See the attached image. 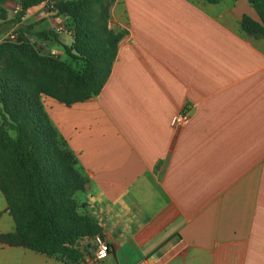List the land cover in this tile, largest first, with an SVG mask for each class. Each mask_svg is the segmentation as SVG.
<instances>
[{"label":"crops","instance_id":"crops-1","mask_svg":"<svg viewBox=\"0 0 264 264\" xmlns=\"http://www.w3.org/2000/svg\"><path fill=\"white\" fill-rule=\"evenodd\" d=\"M244 15L259 20L245 0H115L108 29L125 34L100 92L42 98L87 178L78 211L110 247L94 260L80 242L75 264H264V40ZM0 264L72 263L0 243Z\"/></svg>","mask_w":264,"mask_h":264},{"label":"trees","instance_id":"trees-1","mask_svg":"<svg viewBox=\"0 0 264 264\" xmlns=\"http://www.w3.org/2000/svg\"><path fill=\"white\" fill-rule=\"evenodd\" d=\"M7 1L0 0V22L14 26L15 41L0 42V193L14 231L0 234V243L75 264L82 259L79 243L102 238V230L94 218L78 211L74 196L87 178L42 98L71 105L96 96L125 31L108 29L115 0H12L19 10L11 21L3 7ZM245 1L259 20L244 15L241 28L264 40V0ZM41 5L65 19L68 44L49 28L35 32L23 23ZM32 37L42 43L54 40L66 59L40 52Z\"/></svg>","mask_w":264,"mask_h":264},{"label":"rangeland","instance_id":"rangeland-1","mask_svg":"<svg viewBox=\"0 0 264 264\" xmlns=\"http://www.w3.org/2000/svg\"><path fill=\"white\" fill-rule=\"evenodd\" d=\"M29 11L28 13H30ZM37 12V11H36ZM34 12V13H36ZM48 13H45L44 15H40L39 13H36L31 16H25L23 19V23H26L28 25L33 26V31L38 32L42 27L49 28L50 30H53L57 33L58 38L60 41H62V38L65 37V22L62 17H56L53 12H50L47 9ZM27 13V14H28ZM15 10L13 9V5L10 4L8 9V21H11L14 18ZM109 21V20H108ZM0 42L4 40L9 41H15L14 39H10V34H13L14 26L12 25H4L0 22ZM111 31L116 32V29L110 28ZM67 38V37H65ZM68 39V38H67ZM30 42L35 45V48L39 50L40 52H44L45 54H48L50 56L60 58L61 60H65V56L62 54V52H56L55 49L61 50L60 47L57 48V43L54 40H51L49 43H42L39 40H36L35 37L29 38ZM52 44V45H51ZM51 49H54L51 50ZM3 202V196L0 193V204Z\"/></svg>","mask_w":264,"mask_h":264},{"label":"built area","instance_id":"built-area-1","mask_svg":"<svg viewBox=\"0 0 264 264\" xmlns=\"http://www.w3.org/2000/svg\"><path fill=\"white\" fill-rule=\"evenodd\" d=\"M47 9L48 8L46 6L41 5V6H39L36 9L30 10L31 12L29 13V15L31 16V15H34L36 13H39L42 16L45 13H48ZM14 10L15 11L19 10V6L16 3L14 5ZM34 12H36V13H34ZM9 37H10V39H14L15 38L14 33L10 34ZM186 121H187V116L186 115L178 114L176 117H174L172 119L171 125L174 128H179V127H182L183 125H185ZM93 241L95 243L94 260H100V259L105 258L110 253L109 245L105 241H103V239L100 238L99 236H96Z\"/></svg>","mask_w":264,"mask_h":264}]
</instances>
